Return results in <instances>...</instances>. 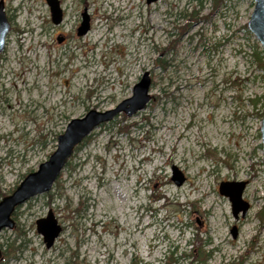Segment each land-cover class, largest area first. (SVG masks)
Segmentation results:
<instances>
[{
	"label": "rangeland",
	"instance_id": "374dc122",
	"mask_svg": "<svg viewBox=\"0 0 264 264\" xmlns=\"http://www.w3.org/2000/svg\"><path fill=\"white\" fill-rule=\"evenodd\" d=\"M2 1L0 199L47 160L71 118L113 108L144 71L152 98L93 129L51 190L15 209L0 264H187L182 254L201 251L202 264H264L253 0H58L59 24L45 0ZM82 13L89 29L77 35ZM223 181L246 182L244 218ZM49 210L62 231L46 248L35 221Z\"/></svg>",
	"mask_w": 264,
	"mask_h": 264
},
{
	"label": "water",
	"instance_id": "95a60500",
	"mask_svg": "<svg viewBox=\"0 0 264 264\" xmlns=\"http://www.w3.org/2000/svg\"><path fill=\"white\" fill-rule=\"evenodd\" d=\"M155 0H146L151 3ZM51 21L58 24L62 20V10L57 0H46ZM253 9L246 22V29L254 36L261 47L264 49V0H253ZM10 28V23L4 11L3 1L0 0V52L5 47L6 34ZM89 29V20L85 13H82V19L76 33L82 35ZM150 77L149 72L144 71L139 80L132 88V95L121 100L113 108L98 111L89 109L83 116L71 118L64 131L56 138L55 150L48 156L47 160L39 164L35 171L29 172L14 188V190L0 199V232L3 228H13L14 220L11 215L15 208L31 197L41 193L48 192L60 172L66 165L67 161L74 152V148L78 145L93 129L101 123L111 121L119 113L126 116H132L137 111L145 108L146 104L152 98L149 94ZM260 144L262 150V161L264 163V115L261 117L259 126ZM171 180L176 185H181L185 176L178 170L176 166H172ZM246 182H220L219 192L227 196L231 202L232 214L235 219L245 217L249 210V203L242 198V193ZM36 230L41 234L46 248H50L55 239L62 231L61 225L58 223L53 212L48 211L45 217L35 221ZM233 237L237 235L235 226L231 228ZM2 257L0 249V259Z\"/></svg>",
	"mask_w": 264,
	"mask_h": 264
},
{
	"label": "trees",
	"instance_id": "16d2710c",
	"mask_svg": "<svg viewBox=\"0 0 264 264\" xmlns=\"http://www.w3.org/2000/svg\"><path fill=\"white\" fill-rule=\"evenodd\" d=\"M216 1H220V0H215L214 2L216 3ZM256 47H257V44H256ZM251 56L255 60L258 67L264 69V59H263L264 52L263 51H257L255 49H253V51L251 52ZM262 99L264 100V95L262 96ZM258 103H259L258 99L252 100V105L254 108H256ZM262 106H264V104H262ZM262 109H263V107H262ZM263 114H264V111H262L259 116L261 117ZM88 138H89V136L84 138L83 141L75 147V150L78 149L80 147V145L84 144ZM260 218H261V216H260ZM182 255H183V258H185V259L189 258L190 259V260H188L187 264H202L209 257V253H207V252L204 253L202 251L198 253V256H194L193 253H184ZM174 262H176V261H174Z\"/></svg>",
	"mask_w": 264,
	"mask_h": 264
},
{
	"label": "flooded vegetation",
	"instance_id": "af4514ba",
	"mask_svg": "<svg viewBox=\"0 0 264 264\" xmlns=\"http://www.w3.org/2000/svg\"><path fill=\"white\" fill-rule=\"evenodd\" d=\"M45 1H46V0H45ZM57 1H58V0H57ZM5 14H6V13H5ZM6 17H7V16H6ZM7 19H8V18H7ZM8 21H9V20H8ZM9 23H10V22H9ZM10 27H11V24H10ZM9 30H10V28H9ZM8 33H9V31H8ZM8 33H7V34H8ZM7 34H6V36H7ZM5 40H6V39H5ZM16 208H17V207H16ZM16 208H15V209H16ZM14 211H15V210H14Z\"/></svg>",
	"mask_w": 264,
	"mask_h": 264
}]
</instances>
